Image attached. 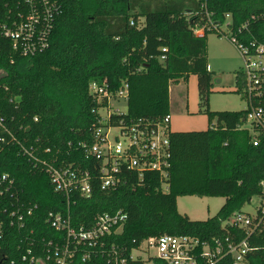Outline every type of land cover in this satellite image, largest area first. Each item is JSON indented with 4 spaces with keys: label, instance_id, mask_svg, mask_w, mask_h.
Listing matches in <instances>:
<instances>
[{
    "label": "trees",
    "instance_id": "1",
    "mask_svg": "<svg viewBox=\"0 0 264 264\" xmlns=\"http://www.w3.org/2000/svg\"><path fill=\"white\" fill-rule=\"evenodd\" d=\"M54 1L62 12L44 53L23 58L13 53L9 43L0 53L3 116L18 140L36 150L35 156L56 166L90 169L97 178L98 164L86 159L99 127L93 112L98 102L89 93L93 83L113 91L128 85V112L122 116L126 124L157 123L170 114V85L195 75L201 112L209 122L207 130L170 132L168 190L156 174H147L142 181L135 173L129 174L125 185L109 191H101L95 180L89 197L72 198L74 227H89L99 214L123 211L127 222L111 242L125 247L128 254L149 237L163 234L223 242L249 238L256 249L246 264H264V233L252 236L226 224L235 214L245 212L253 198L264 201V133L255 146L252 134L244 128L248 108L210 110L214 78L207 59L208 34L200 38L189 30L192 24L206 23V11L213 13L217 23H226L230 14L235 36L246 43H264V0ZM236 77V92L245 99L242 72ZM255 104L264 109V97ZM3 175L13 179L15 186L0 197V264L21 263L23 257L30 261L41 254L36 248L39 242L57 237L48 215L67 213V202L53 191L49 176L35 170L16 144L0 146ZM186 196L222 197L225 203L215 217L192 221L178 211V198ZM21 206L31 207L33 215L18 230L9 226L8 214ZM217 264H233V260L226 257Z\"/></svg>",
    "mask_w": 264,
    "mask_h": 264
},
{
    "label": "built area",
    "instance_id": "2",
    "mask_svg": "<svg viewBox=\"0 0 264 264\" xmlns=\"http://www.w3.org/2000/svg\"><path fill=\"white\" fill-rule=\"evenodd\" d=\"M61 12V6L54 0H0V53L5 43L11 45L13 53L23 58H33L44 53L50 46L55 19ZM212 17L213 13L206 11V23L192 24L189 30L200 38L212 31L219 35H229L228 40L233 42L244 58L242 95L249 109L244 128L250 131L253 144L258 146L261 142L259 136L264 133V109L255 102L264 97V43L256 40L246 43L235 36L231 28L230 14L226 16V23H217ZM246 27L247 25L243 28ZM238 33L241 34L242 29H238ZM165 59L164 55L160 57L161 62ZM11 61L14 62V58ZM89 93L98 102V108L93 112L99 127L96 142L87 147L86 159H94L98 164L97 178H94V171L90 169L56 166L35 156L34 148L28 149L18 140L0 107V146L18 145L24 155L30 158L32 167L45 172L49 176L53 191L63 196L67 202V213H49L47 221L56 231L57 237L43 240L36 245L41 252L40 256H33L30 261L23 257L21 263L11 264H129L130 261L139 264L141 260L136 252L143 245L149 252H153L152 259L157 264H217L226 257H230L233 264H246L247 256L256 249L249 238H227L223 242L219 238L202 241L189 235L163 234L149 237L128 254L125 247L111 242V237L123 232L128 219L125 212L99 214L91 226L74 227L70 214V206L75 203L72 198L89 197L93 193L95 180L99 182L101 191H109L125 185L129 174L135 173L141 181L147 174H156L162 188L168 190L166 181L172 160L170 114L157 123L143 120L128 125L122 117L128 112V85L113 91L106 85L93 83ZM10 101L13 102V99ZM122 104L126 106V112L121 110ZM83 146L86 147L85 144ZM14 186L13 179L6 175L1 176L0 197L11 192ZM261 190L264 193V181L261 183ZM256 208L255 214L237 213L226 224L245 230L248 235H262L264 201L260 200ZM32 215L31 207H17L8 214L9 226L20 230L26 226L27 219ZM1 233L0 221V235ZM28 252L32 253L31 249Z\"/></svg>",
    "mask_w": 264,
    "mask_h": 264
},
{
    "label": "rangeland",
    "instance_id": "3",
    "mask_svg": "<svg viewBox=\"0 0 264 264\" xmlns=\"http://www.w3.org/2000/svg\"><path fill=\"white\" fill-rule=\"evenodd\" d=\"M225 33L228 34L226 29ZM208 50L207 59L210 71L213 72V90L209 94V107L211 111H243L248 108V103L240 96L237 90V73L242 72L245 61L237 50L229 35H219L211 32L207 35ZM127 111L125 105L120 107ZM171 131H194L208 128V117L201 112L200 97L198 91V80L195 75L189 76L180 82L174 83L171 102ZM203 127H199L202 126ZM179 127V128H178ZM225 198L222 197H180L177 206L180 214L188 216L192 221H206L215 217L224 205ZM260 199L253 198L251 204L244 207L245 212L255 214ZM153 252H149L143 245L136 252L141 260L139 264H157L152 259Z\"/></svg>",
    "mask_w": 264,
    "mask_h": 264
},
{
    "label": "crops",
    "instance_id": "4",
    "mask_svg": "<svg viewBox=\"0 0 264 264\" xmlns=\"http://www.w3.org/2000/svg\"><path fill=\"white\" fill-rule=\"evenodd\" d=\"M210 68V67H209ZM197 78V77H196ZM184 80V79H182ZM198 80V78H197ZM173 89H174V84L170 85V88H169V96H170V114H171V102H172V92H173ZM171 121H172V117H171ZM171 121H170V129H171ZM196 128H194L195 130L194 131H201L199 129L201 128H198V126H195ZM199 127H203L202 126H199ZM209 127V126H208ZM179 128V127H178ZM208 128L204 129V130H207ZM176 131H179V132H194V131H181L180 129L179 130H176Z\"/></svg>",
    "mask_w": 264,
    "mask_h": 264
}]
</instances>
